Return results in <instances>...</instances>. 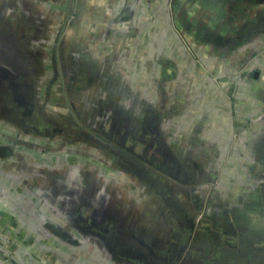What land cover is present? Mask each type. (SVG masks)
Segmentation results:
<instances>
[{
	"label": "rangeland",
	"instance_id": "rangeland-1",
	"mask_svg": "<svg viewBox=\"0 0 264 264\" xmlns=\"http://www.w3.org/2000/svg\"><path fill=\"white\" fill-rule=\"evenodd\" d=\"M179 2L0 0V264H125L131 251L161 264L157 249L260 264L213 199L258 168L242 142L264 112L248 123L236 101L249 62L264 85V49L232 56L258 43L259 12ZM228 102L219 149L212 111Z\"/></svg>",
	"mask_w": 264,
	"mask_h": 264
},
{
	"label": "crops",
	"instance_id": "crops-1",
	"mask_svg": "<svg viewBox=\"0 0 264 264\" xmlns=\"http://www.w3.org/2000/svg\"><path fill=\"white\" fill-rule=\"evenodd\" d=\"M186 1L189 0H180L179 3L184 4ZM194 1L190 4L193 5V9H198V2L205 1V0H191ZM210 3L206 4L205 7L209 8L211 12H216L217 8L219 7L221 2H224V7L221 9L223 12H259V40L258 43L251 46L250 39L243 42H234V49H239L237 54L233 53L232 56L235 60L240 57V53L245 54V50L248 48H252L253 50L250 51L248 54L251 53L256 49H264V0H207ZM180 9H181V5ZM253 7V8H252ZM209 11V12H210ZM220 11V12H222ZM250 33V32H249ZM248 33V34H249ZM249 37V36H248ZM247 51V50H246ZM239 63V62H238ZM250 63V62H249ZM244 68L242 74L240 75L241 79L243 80V84L245 88H248L247 94L244 93V90L240 92L239 97L236 101V111L240 117L248 122L250 117L247 115V110L250 108H254L260 112H264V85L259 82H252V76H254V68L249 67ZM261 65V66H260ZM260 72H261V79L259 81L264 82V54L259 60ZM220 75L226 77L227 79L234 78L237 74H232L229 72L221 73ZM252 85V89H251ZM252 91V92H251ZM246 92V91H245ZM217 104V103H216ZM235 102H228L226 105V112L221 108L216 107V111H212V131H211V138L215 145L219 148V146L224 147L228 145L233 136L234 132V108ZM234 106V107H233ZM259 118V117H258ZM249 123V122H248ZM252 124L246 132L245 137H243L242 145L246 149H250L252 151V156L255 160L254 165L258 168L254 169L246 173L244 172L241 174L237 180L235 185H227V187L218 188L215 190L213 199L215 198L217 202V206L219 204L220 208L227 209L228 215L232 213L233 219L231 224L235 226H243L244 230H247L249 235H244L241 239L242 240H253L254 242H258V245H255L252 249H249V254H254L257 261L260 264H264V116L256 119L254 121L250 120ZM248 134V135H247ZM244 136V135H243ZM246 139V140H245ZM250 145V147H248ZM220 149V148H219ZM225 150V149H224ZM222 153V152H221ZM225 153V152H224ZM222 155H225V154ZM255 153V154H254ZM221 159H215L216 165L218 161ZM216 205V204H215ZM231 211V212H229ZM251 233V234H250ZM85 241L89 238L87 235L85 236ZM89 246V244H88ZM87 246V247H88ZM90 247V246H89ZM91 249V248H90ZM96 249V250H95ZM94 250L91 249L90 251L92 254H96L97 256H106L108 254H112L113 252H109L106 250H102L101 247L95 248ZM152 251V252H151ZM153 256L160 254L164 256L163 260H161V264H175L177 261L180 263L181 256L186 257L184 264H207L205 263L207 258H199L197 254L193 253H183L180 250H165V249H157L151 250ZM173 253H172V252ZM177 251V253H176ZM134 251L130 253V259L125 262V264H139V259H133ZM149 254V251H147ZM240 254H242L239 251ZM137 252L134 253L136 258ZM94 256V255H93ZM241 256V255H240ZM105 257V258H106ZM112 257L119 258L118 254H113ZM203 257V256H202ZM113 258L114 260H116ZM166 258V259H165ZM122 260V259H121ZM111 264V263H109ZM121 264H124L121 262Z\"/></svg>",
	"mask_w": 264,
	"mask_h": 264
}]
</instances>
